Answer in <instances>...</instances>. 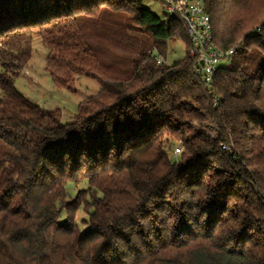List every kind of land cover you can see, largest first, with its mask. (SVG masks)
I'll use <instances>...</instances> for the list:
<instances>
[{"label": "trees", "instance_id": "obj_1", "mask_svg": "<svg viewBox=\"0 0 264 264\" xmlns=\"http://www.w3.org/2000/svg\"><path fill=\"white\" fill-rule=\"evenodd\" d=\"M261 1L205 0L216 46L236 49L208 86L185 23L143 0H0V264H264ZM35 35L55 86L100 82L72 122L15 86ZM94 37L128 46V68L104 73ZM171 40L187 54L158 63Z\"/></svg>", "mask_w": 264, "mask_h": 264}, {"label": "rangeland", "instance_id": "obj_2", "mask_svg": "<svg viewBox=\"0 0 264 264\" xmlns=\"http://www.w3.org/2000/svg\"><path fill=\"white\" fill-rule=\"evenodd\" d=\"M143 5L156 14L161 19H166L165 10L160 0H143ZM261 7L264 9V0L261 1ZM93 31V30H90ZM94 32V31H93ZM97 32V31H95ZM92 36V35H91ZM92 43L95 48L97 59L101 68L108 76L113 77L120 74L126 67L128 68V59L134 57L128 46L122 43L111 44L107 39L93 38ZM187 54V45L182 40H171L168 43L167 62L173 63L182 59ZM47 50L44 48L39 36L35 35L32 39V53L28 62L20 69L19 75L15 78L17 90L29 101L38 105L42 109H59L61 113V122H72L78 113L79 105L90 98L95 97L100 90V82L92 76L73 75L66 78L70 85V90L58 88L55 86L51 76L46 71ZM230 62L221 61L218 67L229 66ZM130 67V66H129ZM123 77V76H122ZM199 128V125L196 123ZM206 129L212 135L216 134V126L213 122H205ZM180 151H177V149ZM183 150L182 142H177L171 151L173 157L178 156ZM87 183L84 181L75 184L69 182L66 186L69 198H75L79 190H86ZM86 191H82L80 199L86 196ZM81 201V200H80ZM81 202L69 204L70 212L76 214V220L81 232L89 229L87 220L88 205L85 204L76 212Z\"/></svg>", "mask_w": 264, "mask_h": 264}, {"label": "built area", "instance_id": "obj_3", "mask_svg": "<svg viewBox=\"0 0 264 264\" xmlns=\"http://www.w3.org/2000/svg\"><path fill=\"white\" fill-rule=\"evenodd\" d=\"M166 18L182 20L189 33V55L195 59L194 73L210 86L221 61L230 62L234 47L222 49L214 42L211 18L206 12L205 0H163ZM260 30V26L257 28ZM158 63H168L167 58L156 56ZM177 151H180L178 148Z\"/></svg>", "mask_w": 264, "mask_h": 264}]
</instances>
